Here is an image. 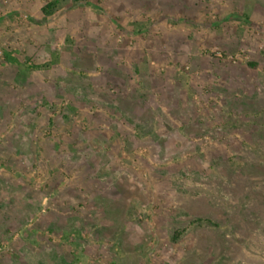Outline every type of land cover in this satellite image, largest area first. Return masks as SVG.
Returning <instances> with one entry per match:
<instances>
[{"label":"rangeland","instance_id":"374dc122","mask_svg":"<svg viewBox=\"0 0 264 264\" xmlns=\"http://www.w3.org/2000/svg\"><path fill=\"white\" fill-rule=\"evenodd\" d=\"M0 264H264V0H0Z\"/></svg>","mask_w":264,"mask_h":264}]
</instances>
